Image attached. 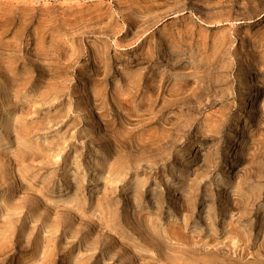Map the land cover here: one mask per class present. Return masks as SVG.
I'll return each instance as SVG.
<instances>
[{"label": "rangeland", "instance_id": "1", "mask_svg": "<svg viewBox=\"0 0 264 264\" xmlns=\"http://www.w3.org/2000/svg\"><path fill=\"white\" fill-rule=\"evenodd\" d=\"M0 264H264V0H0Z\"/></svg>", "mask_w": 264, "mask_h": 264}]
</instances>
